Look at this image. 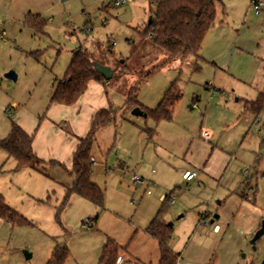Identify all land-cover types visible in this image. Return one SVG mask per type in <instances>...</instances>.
Returning a JSON list of instances; mask_svg holds the SVG:
<instances>
[{"label": "rangeland", "instance_id": "374dc122", "mask_svg": "<svg viewBox=\"0 0 264 264\" xmlns=\"http://www.w3.org/2000/svg\"><path fill=\"white\" fill-rule=\"evenodd\" d=\"M117 1L0 0V136L12 122L38 128L74 51L116 70L105 89L114 122L92 146L102 207L69 195L75 176L64 169L16 171L0 148V196L26 219L0 218V264H48L57 246L68 248L65 264H99L109 242L126 253L118 264H159L149 228L160 211L177 264H263L264 235L252 239L264 223V111L247 102L264 93V10L220 0L202 60L170 61L144 34L155 0ZM173 84L182 93L173 122L132 115L130 99L155 109ZM179 165L199 177L183 181Z\"/></svg>", "mask_w": 264, "mask_h": 264}, {"label": "trees", "instance_id": "16d2710c", "mask_svg": "<svg viewBox=\"0 0 264 264\" xmlns=\"http://www.w3.org/2000/svg\"><path fill=\"white\" fill-rule=\"evenodd\" d=\"M219 1L155 0L156 11L144 34L157 47L169 54L170 61L182 60L188 56H194L201 61L199 53L206 35L215 26L216 5ZM38 23L43 24V21L38 20ZM94 63L105 65L95 60L93 53L87 50L80 48L74 51L64 78L57 82L50 104L71 106L85 93L89 82L94 80L105 83V77L95 70ZM115 71L113 70V75ZM120 72L123 73L124 69ZM181 98L182 93L173 84L155 109L141 107L136 96L130 99L129 103L133 105L132 109L139 106L147 114L145 118L150 117L160 122L172 119L174 108ZM247 108L260 115L264 111V93H260L256 100L247 102ZM113 122L114 111L101 110L94 117L88 135L79 139L80 145L73 156L72 173L75 175V182L68 189V194L82 196L99 207L104 205L105 195L92 181V146L97 132ZM32 142L33 137L13 122L9 135L0 141V148L7 153L8 158L15 161L16 171L38 169L41 166L42 160L34 152ZM171 201L172 196L168 195L165 203L170 204ZM162 216L163 211H160L154 218L149 232L159 242V264H177L178 257L169 246L171 229L163 222ZM0 218L14 225L26 222V219L11 208L1 196ZM119 255L120 247L109 242L103 249L99 264H118ZM68 256L67 247L57 246L48 264H65Z\"/></svg>", "mask_w": 264, "mask_h": 264}, {"label": "crops", "instance_id": "0c3cea01", "mask_svg": "<svg viewBox=\"0 0 264 264\" xmlns=\"http://www.w3.org/2000/svg\"><path fill=\"white\" fill-rule=\"evenodd\" d=\"M203 60L204 62H206L205 59ZM212 63L216 67H220L215 62ZM108 84H109L108 82L104 83L94 80L89 82L88 88L85 91V93L79 98V100L75 104L71 106L49 103L43 114H40L39 112L38 116L41 119L39 126L36 129L33 128L32 124H28L26 122H23L24 124H21L23 126V129L27 130L28 133L32 132L31 136L33 137V142H32L33 150L36 153V155L42 160V164H46L47 166L50 167H60L64 169L67 173L74 175L72 173L73 156L80 145L79 139L84 138L88 135V133L91 130V123L94 117L101 110H107V109L112 110L113 109L112 106L114 107V105L108 99L107 93L105 92V89L108 86ZM153 121L156 122L154 119ZM162 121H166V120H162ZM167 122L169 123L173 122V116L172 119ZM5 128L6 129L3 130L4 132L3 136H0V141L4 140L11 131V127H5ZM152 132L155 133V131ZM9 159L10 158H8L7 160ZM230 160H231L230 156L226 155V161H228L227 163H229ZM13 162H14L13 164L14 167H16V163L14 160ZM91 162L92 164L96 163V159L93 157L92 154H91ZM204 166L207 167V165ZM176 167L177 168H175L176 170L174 171L178 172L182 170L183 181L190 182L199 177L198 171L194 170V168L193 169L188 168L186 165H179ZM188 171L197 173V175L192 180L184 179L183 176ZM91 176H93V172ZM167 196L168 194L165 193L161 195L160 198L162 202H165ZM173 199L174 197L172 196V201L174 202ZM220 202L221 201H219V203ZM119 257L121 259L125 258L126 253L125 252L120 253Z\"/></svg>", "mask_w": 264, "mask_h": 264}, {"label": "water", "instance_id": "95a60500", "mask_svg": "<svg viewBox=\"0 0 264 264\" xmlns=\"http://www.w3.org/2000/svg\"><path fill=\"white\" fill-rule=\"evenodd\" d=\"M65 1V0H63ZM152 18L153 17H150L149 19V24H151L152 22ZM94 67H95V70L103 75L105 77L106 80H110L112 79L113 77V70L111 67L109 66H105V65H101L100 63H94ZM5 77L9 80H13V81H16L17 80V74L14 72V71H10L8 72ZM132 115L136 116V117H146L147 114L141 110L140 107H136L133 109L132 111ZM218 216L216 215L214 217V219H216ZM211 223H214V220L211 221ZM264 235V223L262 224V226L260 227V229L256 232V234L254 235V238L252 239V243H256L257 240H259L262 236ZM25 256H26V259H31L32 255L29 254V253H26L25 252ZM264 264V262H263Z\"/></svg>", "mask_w": 264, "mask_h": 264}, {"label": "built area", "instance_id": "2783aa9c", "mask_svg": "<svg viewBox=\"0 0 264 264\" xmlns=\"http://www.w3.org/2000/svg\"><path fill=\"white\" fill-rule=\"evenodd\" d=\"M125 2H127V0H118L115 5L121 6ZM251 3H252L253 9L256 12V14L260 15L264 10V0H251ZM205 136H207V133ZM196 175H197V173H193V172L188 171L184 174L183 177H184V179L191 180ZM133 180L135 181V183H143V180L137 176H134Z\"/></svg>", "mask_w": 264, "mask_h": 264}]
</instances>
